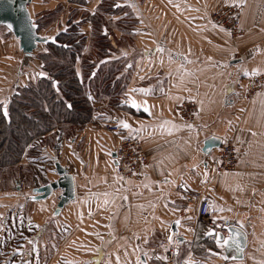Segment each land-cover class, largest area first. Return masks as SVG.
<instances>
[{
    "label": "crops",
    "instance_id": "obj_1",
    "mask_svg": "<svg viewBox=\"0 0 264 264\" xmlns=\"http://www.w3.org/2000/svg\"><path fill=\"white\" fill-rule=\"evenodd\" d=\"M102 2L32 0L29 9L39 20L61 9L42 28L54 36L67 21L64 9L92 15ZM127 4L137 24L131 49L115 53L130 61L122 103L113 106L93 99V121L63 136L57 150L44 147L42 161L24 154L18 165L31 170L29 184L18 190L15 179L11 187H0V264H98L99 260L164 264V252L170 245L180 254L206 247L200 264H262L264 87L251 99H245L241 90L256 69L264 73V0L119 1L121 6ZM225 4L242 6L241 34L235 39L212 18V12ZM83 12V18L75 21L90 39L93 25ZM121 17V13L108 16L114 21ZM0 50V68L16 78L0 88V93H6L0 96L4 102L18 85L36 76L21 71L23 53L8 31L0 38ZM34 62L41 63L38 58ZM77 69L81 74L79 63ZM184 98L199 104L192 123L183 121L175 109ZM133 99L141 107H135ZM122 121L131 127L125 128ZM108 122L116 124L119 132H106ZM132 135L143 139L149 163L133 178H123L115 169L112 153L123 137ZM211 137L240 142L242 153L235 170L219 173L214 169L218 148L202 150L203 142ZM55 158L73 174L76 189L75 199L60 213H56V204L61 190L45 200L27 194L58 178L52 171ZM21 176L25 183L27 173ZM189 197L195 202H189ZM202 198L210 202L211 217L237 223L247 231L242 259L225 260L223 248L207 240L197 212ZM174 221H180L179 232L186 238L183 243L176 240Z\"/></svg>",
    "mask_w": 264,
    "mask_h": 264
},
{
    "label": "trees",
    "instance_id": "obj_2",
    "mask_svg": "<svg viewBox=\"0 0 264 264\" xmlns=\"http://www.w3.org/2000/svg\"><path fill=\"white\" fill-rule=\"evenodd\" d=\"M113 1L103 0L92 15L83 12L92 22L91 38L96 44V51L84 48L87 37L80 32V22L73 20V11L70 12L66 27L59 30L54 36V41L43 44V48L39 46L36 50V58L41 63L38 72H34L35 79L18 85L8 100L0 102V187L7 189L14 184L18 176L16 173L18 163L30 143L39 144V147L42 145L41 149L48 146L57 150L66 133L70 132V135L71 132L93 121L95 117L93 99L96 98L93 94L109 95V81L112 79L118 81L120 79L118 74L124 73V64H121L120 59L129 58L124 55L121 58H113L111 53L119 54L120 50L109 51L103 48L111 45L114 50L116 31L134 37L137 19L128 4L121 6ZM106 2L108 3L105 4ZM60 10L57 8L46 13L43 17H46V21L43 24L47 25L54 21ZM115 13H121L122 16L128 14V18L121 17L115 21L108 18ZM35 20L39 30L46 26H42V19ZM7 31L12 35L9 29ZM123 40L127 43V39ZM99 46L102 47L101 50ZM78 63L81 74L78 73ZM123 92L124 88H121L120 93ZM59 128L62 133L57 132ZM41 138H44L45 143L37 142ZM199 243L197 238V246ZM199 248L202 253L206 247ZM155 264L161 263L155 261Z\"/></svg>",
    "mask_w": 264,
    "mask_h": 264
},
{
    "label": "built area",
    "instance_id": "obj_3",
    "mask_svg": "<svg viewBox=\"0 0 264 264\" xmlns=\"http://www.w3.org/2000/svg\"><path fill=\"white\" fill-rule=\"evenodd\" d=\"M242 6L239 4H225L221 8L212 12L213 20L228 31L233 39L241 34L240 16ZM264 87V73L255 72L251 74L244 84L241 95L245 99L253 98ZM176 111L181 119L186 122H194L199 112V104L195 99L184 98L176 106ZM106 132L118 133V126L114 123H105ZM118 164L115 165L117 173L123 178H133L138 171L149 163V157L144 145L143 139L139 135L123 137L116 149ZM242 153L240 142L232 137L225 138L218 149V160L213 164L214 169L219 172H230L236 169ZM23 184V181L21 182ZM189 202H195L193 197L188 198ZM197 212L205 225V229H215V233L207 235L210 243H216V236L226 234V221L221 218H213L210 215V202L207 199H200L197 202ZM191 258L200 264L203 260V254L194 248H189L183 254L177 252L175 245H170L165 250V264H186ZM98 264H109L105 260H100Z\"/></svg>",
    "mask_w": 264,
    "mask_h": 264
},
{
    "label": "water",
    "instance_id": "obj_4",
    "mask_svg": "<svg viewBox=\"0 0 264 264\" xmlns=\"http://www.w3.org/2000/svg\"><path fill=\"white\" fill-rule=\"evenodd\" d=\"M31 2L32 0H0V26L7 27L18 41L19 48L23 52L22 71L25 69H33L32 61L36 58V50L40 44H48L54 41V37L41 34L39 25L29 9ZM237 61L235 60V62ZM220 145V138L211 137L203 142L202 150L207 152L218 148ZM112 157L114 164H117V153L113 152ZM52 171L58 175L57 179L49 180L45 184L33 187L27 194L34 193L35 196H32L33 199L45 200L51 197L56 190H61L56 204V213H60L62 208L76 197L75 179L70 170L63 166L56 158L54 159V168ZM17 189H21L20 185L17 186ZM179 224L180 222L176 223L174 221L172 230L176 234L177 242L183 243L186 238L180 234ZM230 229L232 230V235L237 231L240 233L237 238L239 243L233 242L230 247H224L222 257L224 259L228 257L225 259L227 261L242 259L247 247L248 233L241 225L234 222H227L226 230L228 235L230 234ZM228 235L224 236L223 234H219L221 238L227 237Z\"/></svg>",
    "mask_w": 264,
    "mask_h": 264
},
{
    "label": "rangeland",
    "instance_id": "obj_5",
    "mask_svg": "<svg viewBox=\"0 0 264 264\" xmlns=\"http://www.w3.org/2000/svg\"><path fill=\"white\" fill-rule=\"evenodd\" d=\"M114 1H116L117 3H119V1L121 2V1H124V0H114ZM107 3L108 2H106L105 4H107ZM64 11H65V14H66L64 16L65 17V20H66V18L68 20V18L71 16L70 12H72V11L70 9H64ZM82 12L83 11H74V12H72L73 13V15H72L73 20H75L76 17L83 18V15L80 16V13H82ZM123 17H127L128 18V14L126 16L123 15L122 18ZM41 21H42L41 22L42 26L43 25H46V24H43L46 21V17L43 18ZM66 22H64L63 24H61V25H64V26H61L62 28H65L66 27ZM121 26H122V24L118 27V29ZM5 29H6L5 27L0 26V38L3 37L4 36V32L8 30V29H6V30ZM115 34H117L118 37H117V40H114V42H115L114 50L112 49L111 45H109L108 47L103 48V50L119 51V49L124 48L126 46H129L128 49H131V47L134 45V37H132V36L131 37H128V35H126V34H123V33L122 34H119L117 32H115ZM10 35L8 34V36H10ZM46 35L48 36V34H46ZM11 36L13 37V35H11ZM54 36H49V37H54ZM123 38L124 39H127V43H125V40H123ZM95 45L96 44H94V40H92V38H90V39H87V41H85L84 48L85 49L86 48L87 49L89 48V50H90V48H92V50L96 51L97 49H96ZM43 47H44V45L42 44L41 45V48H43ZM98 48H99V50H101L102 47L99 46ZM111 55H112L113 58H121V55H116L115 53H111ZM114 55H116V56L114 57ZM22 59H23V57H22ZM104 60L107 61V59H105V58H104ZM109 60H110L109 62H111V59L110 58H109ZM6 61H8L10 63V59L6 58ZM34 61H35V59L32 61L33 69L32 70L25 69L24 70L25 72H27V73H30V72H35L36 73V72H38V69H39V66L40 65L36 64ZM120 62H121V64H124L123 65L124 73H119L118 74V78H120L118 81L117 80H113V79L111 81H109L110 86L108 88L109 89L108 91H109L110 94L109 95H107V94H100V95L93 94L94 97H96V98H98L100 100H105V101H107V103L112 104L113 106L114 105L119 106L122 103V99L120 97L123 95V93H120V92H121V88H124V85L126 83V80H127L128 74H129V68H130V66L128 65V64H130V61L129 60H125V58H122V59H120ZM34 64H36V65H34ZM21 65H22V60H21ZM7 68H9V70H10L11 69L10 65L7 66ZM106 68H108V65H106ZM7 70H5V69L2 70V68H0V88L3 86L1 89H4L8 84L14 82L15 79H16L14 73L9 72ZM121 82H122V86L123 87L120 88ZM5 91L6 90H4L2 92H5ZM0 94H1L0 96H4L3 94H6V93H0ZM93 96L91 98H93ZM57 132L58 133L60 132V128L57 129ZM69 133L70 132H68L66 134L69 135ZM37 142L38 143H40V142L41 143H45V140H44V138H41ZM41 146L39 147V144H34L33 142L30 143L29 146L27 147V150H26V156H29V157H31V159H34V160L37 159L39 161V159H41V154H42L41 153V151H42ZM38 153H39V155H37ZM27 159L30 160V158H28V157H27ZM41 161H42V159H41ZM24 172L27 173V178H25V183H23V185L25 184V186H26V184H29L28 179L31 178V173H30L31 170H29L28 167L27 168H22V167L19 168V167H17L16 173H17L18 176H17L16 179H17V183L18 182L20 183V181L22 182L23 181V178H22L23 176H21V175ZM19 183H18V186H19ZM209 244L210 243H208V245Z\"/></svg>",
    "mask_w": 264,
    "mask_h": 264
},
{
    "label": "snow or ice",
    "instance_id": "obj_6",
    "mask_svg": "<svg viewBox=\"0 0 264 264\" xmlns=\"http://www.w3.org/2000/svg\"><path fill=\"white\" fill-rule=\"evenodd\" d=\"M159 51H161V52H163L164 51V48H162V47H160L159 48ZM126 54V53H125ZM185 71H187V70H185ZM255 72H259V69H256L255 70ZM40 75H46V73H40ZM140 91H143V92H148V91H150V89H141ZM132 102V104L135 106V107H137V108H139V107H141V105L139 104V103H137L134 99L131 101ZM6 103V102H5ZM202 103V102H201ZM70 106V105H69ZM145 110L147 111L148 109L147 108H145ZM5 111H6V109H5ZM198 114V113H197ZM122 124H123V126L125 127V128H130L131 127V125L127 122V121H122L121 122ZM167 123H169L168 121H165V124H167ZM174 127H175V125H174ZM184 127H189V128H192V127H194V125H191V124H186V125H184ZM171 130L172 129H169V131L171 132ZM104 195L105 196H107L108 195V193H104ZM126 198V197H125ZM108 201L106 200L105 201V203H107ZM223 209H221V211H222ZM189 219H190V217H189ZM180 221H176V223H179ZM231 229H230V234L227 236V237H224V238H221L220 236H216V243L217 244H219V246L221 247V248H224V247H226V246H228V247H230L231 245H232V243L233 242H235V243H239V241H238V237H239V235H240V233L237 231V232H235V234L234 235H232L231 234ZM215 233V229H210L209 230V232H208V234L209 235H211V234H214ZM168 239H171V237H168ZM228 257H225V259H227ZM68 264H74V262H71V261H69L68 262ZM138 264H139V262H138ZM186 264H198V262L197 261H195V260H193V259H191V258H189L187 261H186ZM262 264H264V262H262Z\"/></svg>",
    "mask_w": 264,
    "mask_h": 264
}]
</instances>
